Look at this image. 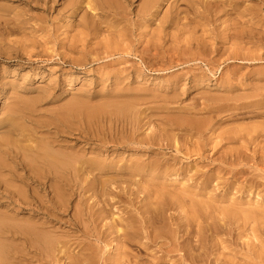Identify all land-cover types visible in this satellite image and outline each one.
Segmentation results:
<instances>
[{
	"label": "bare ground",
	"instance_id": "bare-ground-1",
	"mask_svg": "<svg viewBox=\"0 0 264 264\" xmlns=\"http://www.w3.org/2000/svg\"><path fill=\"white\" fill-rule=\"evenodd\" d=\"M40 1L42 0H18V2L25 3V6L30 9L34 8L31 4H38ZM134 1L68 0V2L65 1L66 4L63 5L61 12H70L71 10V15H76L86 8L85 19L87 20L82 27L86 32L87 41L92 36H99L102 32L101 24L97 22L99 15L112 16L125 24L124 29L109 28L111 34L118 32L121 34L120 37L108 39L107 45L98 42L94 46L96 48L93 47L88 57L96 56L94 58L97 60L101 54H109V49L113 52L127 53L119 43L130 35L128 32L132 33L131 15L128 8L134 5ZM140 1L137 8L135 7L137 10H132V14L143 22L144 20L150 22L156 18L158 9L166 0ZM181 1L190 5L192 0ZM203 3L210 14L216 13V15L221 6L222 11L226 14L235 13L241 6L239 0H204ZM188 7L191 8V5ZM88 10L96 14L90 13ZM252 10L247 7L241 13L247 12L252 16ZM184 12L186 13L179 7L174 8L170 11L171 16L167 23H172L173 26L180 23L181 14ZM14 16L13 20L5 19L4 24H0V43H6L5 34L21 35L25 41H18L12 47L14 58L22 60L23 54L29 57L40 56L28 50V47L34 44L28 41L27 37L36 32L31 27V21L29 19L20 20L17 15ZM221 17L223 18V16ZM220 18L218 19L220 20ZM41 20L47 21L46 18H41ZM161 22L163 24V21ZM233 23L235 22L233 21ZM233 23L231 22V25ZM253 28L244 31L233 28L228 38L245 43L246 47L256 44V40L261 44L264 42V38H260L258 35H263L264 32L260 33ZM43 30L47 31L49 35H43L41 44L52 39L49 27H45ZM52 31L57 33L60 30L58 27H54ZM72 44L75 43L72 42ZM123 44L125 46L126 43ZM69 46L72 51L78 49V47ZM158 49L156 43L147 42L142 50L138 51L141 60H146L145 56L156 58L157 56L152 52ZM196 49L204 51L202 44L201 46L199 44ZM221 51L218 48L213 49V53L216 54ZM249 54V49H241L235 54L231 53L241 59L253 60L248 57ZM231 55L228 58H233ZM25 61L30 62L29 59H25ZM167 61L169 63L170 60L167 59ZM70 65L83 66L75 63V60H72ZM149 66L152 68L153 64L150 63L147 67ZM131 73L139 74L137 78L143 76L140 69L129 74ZM105 77L120 78L121 76L117 71H110L106 73ZM235 96L238 97V95ZM224 98L220 97L219 100L218 97L214 98L213 96L203 97L201 104L198 102V105L176 108V111H180L178 112V119H182L180 124L159 123L156 125L157 127L155 126L157 129L150 130L149 133L147 132L148 134L144 130L146 136H143L144 133H142L146 125H143L144 122L142 121V123L140 120L144 111L135 109V104H138V101L134 99H127L122 106L113 103V101L100 107L83 105L78 103L79 101L76 104L73 103L64 109L65 111L60 113V116L52 118L53 122L49 121V126L53 129H48V133L45 132L48 134L47 136L42 137L41 134V138L37 137L39 139L32 137L34 138L33 142L28 138L31 133L28 131H32L33 128L26 130L27 135L25 134L27 127L23 128L20 125L15 128L11 125L8 132L16 135L14 137L19 141V144L14 145L10 137L0 136V179L7 171L16 182H22L25 185L27 193H29V196H25L26 199L24 194L16 189L13 196L22 198L21 204L30 207L28 210L32 211L34 219L23 221L14 219L13 223L16 221L15 224L6 221L11 226L13 224L12 228H9L8 224L6 225L10 235L9 239H12L11 242L8 239V242L6 241L8 247L9 243L12 245L10 252H8L10 249L7 248L8 251L5 249L7 246L5 247V239L0 227V264H264V125H255L247 129L240 127V129L225 130V128L221 131H219L221 127H216L230 119H238L240 116L264 117V109L260 107L264 106V101L255 102L257 108L260 107L256 111L250 105L257 98L248 107L234 106V104L233 106L236 107L234 109L237 112L249 111V108L250 111L232 114L227 120H221L219 115L221 107L216 105L215 101L223 102ZM133 101L137 103L134 104ZM231 101L229 100V102ZM222 102L221 104L224 103ZM24 105L15 104L8 110L9 113H5L8 116L9 114L17 115L22 119L30 118L34 105ZM253 106L256 107L254 104ZM134 109L136 113H134ZM133 114L136 115V119L132 117ZM143 117L142 119L145 118ZM9 120L8 117L0 121V130L6 127ZM150 122L152 121L150 120ZM149 123L148 125L151 126L152 123ZM23 125L26 123L24 122ZM43 125L41 124L42 128L47 127V125ZM149 129H153V127H149ZM69 131L77 138L72 151H67L69 146L66 144V139L69 136L65 134ZM34 135L37 136L38 133ZM11 137L13 136L11 135ZM26 141L29 144L23 145ZM80 143L84 146L75 149L82 145ZM91 145L98 147V150L91 151L96 155L95 158L89 157L85 148ZM103 148L105 150H102ZM168 151L171 152L170 155L167 153ZM208 152L211 155H208ZM196 159L201 160L202 163L198 165L193 163V165L192 161ZM19 171H22L23 175L19 174ZM214 183H217L216 189L213 188ZM1 187L2 181L0 180ZM218 190L224 193L215 194V191ZM28 197H32L34 203L28 202ZM92 197H94L93 200ZM95 198L97 201H94ZM91 200L93 202H90ZM119 207H125L124 216H122L124 212L120 215L117 214L120 212L116 211V213L113 210L114 208L118 210ZM20 209L23 211V208ZM122 210L124 211V209ZM66 211L73 212L72 215L70 214L68 222L65 223L73 231L74 235L72 236L75 243H72L74 242L72 240H66V238L72 237L69 238V233H60L62 228H56V224L62 223V215ZM35 218L40 219L36 220ZM108 218H111L110 221ZM1 219L4 223L3 218ZM104 221H109V223L104 224ZM4 231L6 236V229ZM223 233L230 235L228 241L227 238L226 240L225 238L221 239L220 235ZM91 240H95L96 244L91 245L87 242ZM243 240L246 244L244 245L245 249L247 246L249 248L247 250H251V253H245L243 260L240 257L238 260L234 255H232L234 258L227 255L230 254L225 252L227 250L238 255L235 248L240 249L243 244L240 245V243ZM112 241L116 242V252L112 251L114 255H110L111 257L108 258L109 255L105 257L107 253L105 246L110 242L113 243ZM255 241L261 244L260 248ZM73 245L76 246L72 252L79 247V252L76 254L70 251ZM240 251L242 250L240 249ZM63 261H67V263Z\"/></svg>",
	"mask_w": 264,
	"mask_h": 264
},
{
	"label": "rangeland",
	"instance_id": "rangeland-1",
	"mask_svg": "<svg viewBox=\"0 0 264 264\" xmlns=\"http://www.w3.org/2000/svg\"><path fill=\"white\" fill-rule=\"evenodd\" d=\"M65 1L68 2V0H42L38 4H34V3L31 4V6H33L34 8L30 9L25 6L26 5L25 3L18 2V0H0V24L1 25L4 24L5 19L13 20L15 17L14 15H17V17L20 20L29 19L31 21L30 23L32 24L31 27L34 28L36 32L27 37V40L30 41L32 44H34L33 46H29L28 50L33 51V53L40 55V56L29 57L23 54L22 57L24 58L22 60H18L14 58L15 55L12 50V47L15 46L16 42L18 41H22V40L25 41L21 35L5 34L6 43H0V121L8 117L10 118V120L8 121L10 125L7 123L6 127L0 130V136L10 137L11 142H13L14 145L19 144V141L14 137L16 135H13L12 132H8L9 127L11 125H13L11 127L15 126V128L17 126L19 127L20 125L23 128L27 127V129H25V132L26 130H31L33 128L32 131H28L31 132L29 133V137L27 136L28 133L27 132L25 133L27 134L26 137L31 139L33 142L34 138L35 139L37 137L41 138L40 137L41 134L42 137H44L45 135L47 136L48 135L47 131L53 129V127L50 128L49 126V123L52 121V118L60 116L59 114L65 111L64 109L70 107L73 103L76 104L78 101H79L78 103L83 105H87L91 107H100V106H105L109 102L112 103V101L113 103H118L120 104V106H122L126 103L127 99H132V100L134 99L138 101V104H135L137 102L133 101L134 104L136 105L135 106L136 108L135 107L134 108L136 110L139 109L144 111V113L140 117L141 122L142 121L144 122V123L142 122L143 125H146L142 130L143 131L142 133L144 134L145 132L146 134H148L150 130L153 131L154 129H157L155 128V126L158 125L159 123L167 124L168 122H174L180 124L182 122L181 118L178 119V112L180 111H176L175 109L189 107L194 104L198 105L199 103L201 104L203 103L202 100L203 97L206 98L208 96H213L214 98L218 97L219 100L220 97L221 98L225 97L223 99L224 103L222 101H219L220 102L219 103L218 100L215 101V104L220 105L221 107L220 109L221 111H219L221 120H227L228 118H230V115L232 114L247 113L250 111L249 108V111L245 110V111L237 112L234 109L236 108L234 107L236 105L239 106L242 105L248 107L250 103L254 102L253 104L256 106L255 108L253 104L250 105L253 110L256 111V109H260V107L261 109H264V106H260L257 108V104L255 103L258 102L259 100L264 101V57H263L264 42L259 44L256 40L255 41L256 44L248 45L246 47L245 43L242 42L240 43L239 41H233L228 38V35L231 29L233 28H236L238 30L240 29L239 31H244L246 29H252L254 27L253 29L257 30L258 32L260 33L264 32V27H263L264 0H239V3L241 2L240 3L241 6L240 8H237L238 10L235 13H239V12L240 13L235 14L234 12H230V14L227 13L228 16L224 11H222L223 10V8H221L222 6L217 11V13L219 12L217 15L216 13L210 14L205 9V5H203L204 0L190 1L191 8L188 7L190 6L189 4H186L181 0L179 1L166 0L163 2L162 6H160L161 9L160 8L158 9L159 14L157 13L156 18H154L150 22L147 20H144L143 22L140 19L134 17V15L132 14L133 13L132 10L136 11L138 4L141 3L140 0H135L134 5L128 8L130 12L129 14L131 15L130 22L132 24L131 26L132 33L128 32V35L130 34L131 38L133 39H131L129 35L127 36V38H125V40L123 39V41L119 43L120 47L124 48V51H126L127 53H123L122 51H120L121 53L113 52L112 50L109 49L108 50L110 52L109 54L107 55L101 54L98 57L99 59L97 60L94 58L96 56H91L92 58L90 56H89L90 58L88 57V55H90L91 50H93V47L98 42H101L102 45H107L109 43L108 39L109 40L111 38L116 39L115 38L116 36L120 37L121 34H119L118 32L111 34V32H109L110 31L109 28L112 27L117 30H120V29H124L125 24L121 23L120 21H117V19H115L112 16L99 15L97 16L98 18L97 22L101 24L102 32L99 36L98 35L92 36L90 40L87 41L85 35L86 32L82 27L83 23L87 20L85 19L86 8L81 10L82 12L79 11L76 15H71L72 12L71 10L70 12H66V11L61 12L63 5L66 4ZM173 3L175 6L173 5ZM177 7L182 9V11L185 10L186 13L184 12L183 14H181L182 19L180 23L175 24V26H173L172 23L169 24V22L167 23V21L168 18L171 16L170 11ZM247 7L253 9L252 16H250V14L247 12L241 13L242 11H245ZM91 12L93 13V11H90V13ZM221 16H223V18ZM41 18H46L47 21H43L41 20ZM218 18H220V20ZM161 21H163V24ZM233 21L235 23H233ZM231 22L233 23L232 25ZM171 25L173 26V28ZM45 27H49V29L51 30L50 33L52 34V39L49 40L47 43L45 42L41 44V40L43 39L42 37H44L43 35L46 34L49 35L47 31L43 30ZM54 27L56 28L58 27L60 31L57 33L55 31H52ZM258 36L260 38L261 37L264 38L263 37L264 33L263 35H258ZM149 41L156 43L158 45L159 49L157 51L152 52L157 57L152 58L151 56L150 57L145 56L148 59L145 58L146 60L143 61L141 60L140 52L138 51L142 50V47H144L145 44ZM182 41L184 43L181 46ZM72 42H74L75 44L73 45ZM124 42L126 43L125 46L123 44ZM133 42L136 43L134 44ZM199 44L200 46L201 44L203 45L204 48L203 52L196 49ZM69 45L75 46L76 48L78 47V49L76 51H72L70 50L71 48ZM137 46L140 48H138ZM215 48H218V50H222L220 52L221 54L218 53L219 54L218 55L216 53H213V49ZM241 49L243 50L249 49L250 54L248 57H250V59L252 58L253 60H249L248 57H247L248 59L245 60L238 58L236 55H231V53L235 54ZM224 52L226 55L224 54ZM230 55L233 58L231 59L230 57L228 58V56ZM83 58L84 60H82ZM25 59L27 60L29 59L30 62L25 61ZM167 59L170 60L169 63L172 61L171 62L172 64L171 63L169 64ZM72 60H75V63L77 62L78 65L81 64L83 66L79 67L75 65H70V62ZM149 62L153 64L152 68H150L151 66L147 67V65L150 64ZM136 69H140L142 72L141 75L143 76L137 78V75L139 74H134V73L129 74L130 72H133ZM110 71H117L121 77L106 78L105 77L106 73L107 72L109 73ZM116 75L117 74H115L114 76ZM190 81L192 82V84ZM257 84L258 86H255ZM259 87L261 88L262 91L260 90ZM161 95L164 96L162 97ZM235 95H238V97ZM251 95L252 97H250ZM254 95L257 97H255ZM260 95L261 96L263 95V97H261ZM228 96L230 97L228 98ZM234 96L235 98H237V100H235ZM245 97L246 99L248 98L249 100L247 101L246 99H244ZM254 97L257 99L254 100L255 99ZM225 99H229L230 101L231 100H235V101L229 102V100H225ZM250 100L251 102H249ZM243 101H245L246 103ZM34 102L37 103L34 104ZM221 102L224 105L221 104ZM15 104H18L20 106L21 104H25L24 106L34 105L33 113L30 117L31 119L29 117L22 119L19 118V116L17 115L15 116L12 114H9L8 116V114L6 113H9L8 110H10V108L13 107ZM227 104L229 105L226 106ZM144 109L145 110L147 109L146 111L149 112H146ZM136 110L135 112L134 111L132 112L136 113ZM160 113L163 115H161ZM143 116L144 117L146 116L149 119H147L146 117L144 118ZM132 117L135 119L137 118L135 114H133ZM142 117L144 119H142ZM241 117L243 116L238 117V119H230L227 122H224V124L223 123L219 124L220 126H216V127L219 128L221 127L219 129V131H221L222 129L225 128H226L225 130L227 129L234 130L238 128L240 129V127L247 129V128H252L255 125L256 126L264 125V121L261 122V120H264V117H255L254 115H246V117L244 116L243 118ZM150 120L152 121L150 123H152L151 126L153 127V129H149V127L152 128L150 125H148ZM19 122L21 123L19 124ZM24 122L26 123V125H23ZM41 124L47 125V127L42 128ZM81 127L84 128V126ZM45 129L47 130L45 131ZM42 130L44 131L41 132ZM33 131L35 132L34 134L37 135L38 133V135L35 136L32 133ZM70 133L71 132L69 131L67 134H65L66 136L70 137L66 139L67 140L66 144L69 146V148L65 147L68 148L67 151H72V147L73 145H75L77 139L75 136L72 135V133L71 134ZM144 134L143 136H146V134L145 135ZM11 135L14 137V139L13 137H11ZM28 144L29 143L27 141L23 143V145H28ZM61 145L65 146L64 144ZM82 146H84V144L80 145L78 148L76 147L75 149H79ZM85 148L87 149L86 151H88L89 157L92 156L91 158H93L94 156H96L94 155V153H91V151H93L94 149L98 150V147L96 145L86 146ZM102 150H105V148H103ZM167 153L170 155L171 152L168 151ZM126 154L129 155L128 153ZM207 154L211 155L210 152H208ZM193 163L195 165H198L202 163V161L196 159L192 161V164ZM21 172L22 171H19L18 173L23 175V172L22 173ZM10 177H11L10 173L6 171L3 175V178L1 177L0 179L2 181V187L0 188V193H2L0 195V219L3 218L5 223L4 224L1 219L0 227L2 230L3 238L5 239L4 242L5 247L7 246L5 249L7 251L8 249H10L8 252L12 251L11 249L12 245H10L9 243V247H8V243L6 244V241L8 242L9 240V242H11L12 239H9L10 235L7 232V227H6L8 222L6 221H10L13 223L14 219H18L21 221L26 219L27 220L34 219L32 211L28 210L30 209V207H25L24 205L21 204L22 198L18 196H13L14 195L13 193L16 190L22 192V194H24V197L29 196V193H27V188L25 187L24 184H22V182H16L15 179ZM216 184L214 183L213 185V188L215 187V189H216L215 186ZM220 191L221 190L215 191V194L217 193L219 195L221 193H224L223 191L221 192ZM31 198L32 197H28L27 201L34 203L33 199ZM93 199L94 197H92V200ZM92 200L90 202H93ZM94 201H97V198H95ZM73 203L75 204V202ZM20 208H23V211H21ZM120 208L121 210L124 209V211L119 210ZM113 210L115 212L116 211L120 212V213L116 212L117 214L120 215L123 214L124 212L122 216L125 215V207H119L118 210L117 208L116 209L114 208ZM67 212L68 211L63 212L64 215H62L63 218L61 219L62 220V223L60 222L61 224L60 223L59 224L54 223V224H56L57 226L56 228L58 229L62 228L60 229L62 231L60 233L63 232L67 234L69 233L68 235L70 238V236L74 234L73 231H71V229L69 228V225L65 222H68L70 218V214L72 215L73 212L72 211L70 213ZM4 213L6 215H3ZM117 214L116 216H118ZM110 219L108 218L109 221ZM109 221H104L103 223L104 224L106 222L109 223ZM9 224L7 226L9 228H12L13 224L12 226L11 224L10 225ZM64 228L65 230H63ZM5 229H6V236L4 235ZM223 234H222L223 236L220 235L221 239L223 238L224 240L225 238L226 240L227 238L228 241V239H230V235L228 234L229 235L228 238V235L226 233ZM71 238L70 239L66 238V240H72L74 241L72 243H75L74 237L72 236ZM244 241L245 240H243V242L241 243L238 242L240 243V245L243 243L240 246V249L242 251H240V249L238 248H235L234 246V248L237 249L236 251L238 255H236V253L234 252L233 253L230 252V250L225 251L226 253H230L227 255H229L232 258H234L232 255H234L237 256L238 260H240L241 258L243 260L245 257V256L243 257V255L245 253L246 254H248L249 252L251 253V250L250 251L247 250L249 249L247 246H246L247 249H245L244 245L246 244L244 243ZM87 242L91 243V245L96 244L95 240H91L90 242L89 241ZM112 242L113 243L110 242L111 245L109 243L105 246V250L107 251L105 257L109 255L108 256L109 258L112 255H114V252L112 251L116 250L115 249L116 242L114 241ZM256 242L257 241H255V243ZM256 244L257 245L259 244L258 247L260 248L261 244L259 242H257ZM74 246L76 245H73V247L70 250L71 252ZM78 248L79 247L75 248L74 249L75 251L73 250L72 253L74 254L78 253L79 252ZM240 252L242 254H239ZM64 263H67V261Z\"/></svg>",
	"mask_w": 264,
	"mask_h": 264
}]
</instances>
